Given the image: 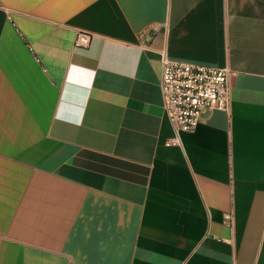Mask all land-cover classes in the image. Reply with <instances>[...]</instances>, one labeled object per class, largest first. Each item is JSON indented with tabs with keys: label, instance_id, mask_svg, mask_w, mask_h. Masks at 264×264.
Returning <instances> with one entry per match:
<instances>
[{
	"label": "crops",
	"instance_id": "obj_1",
	"mask_svg": "<svg viewBox=\"0 0 264 264\" xmlns=\"http://www.w3.org/2000/svg\"><path fill=\"white\" fill-rule=\"evenodd\" d=\"M163 56L230 110L178 139ZM0 264H264V0H0Z\"/></svg>",
	"mask_w": 264,
	"mask_h": 264
},
{
	"label": "built area",
	"instance_id": "obj_2",
	"mask_svg": "<svg viewBox=\"0 0 264 264\" xmlns=\"http://www.w3.org/2000/svg\"><path fill=\"white\" fill-rule=\"evenodd\" d=\"M92 34L80 30L75 44L87 46ZM231 70L228 66H211L162 58L164 108L179 139L181 132L194 130L208 110H230ZM226 219L232 220L227 213Z\"/></svg>",
	"mask_w": 264,
	"mask_h": 264
}]
</instances>
